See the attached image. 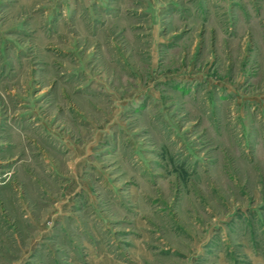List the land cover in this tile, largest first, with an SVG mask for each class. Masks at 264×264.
Segmentation results:
<instances>
[{"label":"rangeland","instance_id":"374dc122","mask_svg":"<svg viewBox=\"0 0 264 264\" xmlns=\"http://www.w3.org/2000/svg\"><path fill=\"white\" fill-rule=\"evenodd\" d=\"M0 264H264V0H0Z\"/></svg>","mask_w":264,"mask_h":264}]
</instances>
